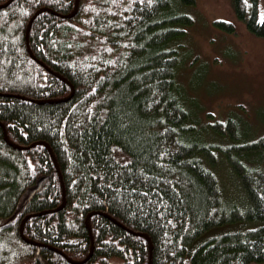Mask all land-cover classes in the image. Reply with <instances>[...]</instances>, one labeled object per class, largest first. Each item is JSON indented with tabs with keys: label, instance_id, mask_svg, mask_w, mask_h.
<instances>
[{
	"label": "trees",
	"instance_id": "16d2710c",
	"mask_svg": "<svg viewBox=\"0 0 264 264\" xmlns=\"http://www.w3.org/2000/svg\"><path fill=\"white\" fill-rule=\"evenodd\" d=\"M9 1L0 264H264V134L200 125L176 83L195 0ZM230 2L264 37V0Z\"/></svg>",
	"mask_w": 264,
	"mask_h": 264
},
{
	"label": "rangeland",
	"instance_id": "374dc122",
	"mask_svg": "<svg viewBox=\"0 0 264 264\" xmlns=\"http://www.w3.org/2000/svg\"><path fill=\"white\" fill-rule=\"evenodd\" d=\"M186 13L192 23L179 43L176 83L189 112L200 125L233 118L243 135L257 139L264 134V37L235 17L230 0H195ZM218 20L234 32L217 28ZM218 174L226 187L223 166Z\"/></svg>",
	"mask_w": 264,
	"mask_h": 264
},
{
	"label": "bare ground",
	"instance_id": "6f19581e",
	"mask_svg": "<svg viewBox=\"0 0 264 264\" xmlns=\"http://www.w3.org/2000/svg\"><path fill=\"white\" fill-rule=\"evenodd\" d=\"M10 2V1H9ZM77 4H78V0H76V2H75V9H74V11L70 14V16H72V15H74L75 14V12H76V10H77ZM29 31V30H28ZM27 32V31H26ZM28 35V32H27V34H26V36ZM63 198H64V192H63ZM64 201V200H63ZM64 203V202H63ZM27 219V217H25L24 219H23V221H22V223H21V226H20V228L22 229V226H23V223L25 222V220ZM86 221V220H85Z\"/></svg>",
	"mask_w": 264,
	"mask_h": 264
},
{
	"label": "water",
	"instance_id": "95a60500",
	"mask_svg": "<svg viewBox=\"0 0 264 264\" xmlns=\"http://www.w3.org/2000/svg\"><path fill=\"white\" fill-rule=\"evenodd\" d=\"M11 1V0H10ZM4 6V5H3ZM38 13V12H37ZM33 18L34 17H32L31 18V20L29 21V23H28V26H27V32H28V30H29V28H30V25H31V22H32V20H33ZM27 32H26V34H27ZM87 222V221H86ZM19 231H20V234H21V228L19 229Z\"/></svg>",
	"mask_w": 264,
	"mask_h": 264
}]
</instances>
